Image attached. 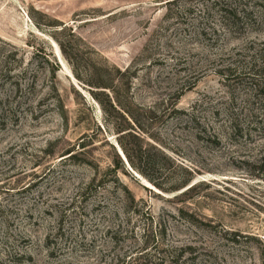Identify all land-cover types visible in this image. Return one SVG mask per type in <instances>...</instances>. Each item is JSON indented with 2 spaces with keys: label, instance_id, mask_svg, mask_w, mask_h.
<instances>
[{
  "label": "rangeland",
  "instance_id": "1",
  "mask_svg": "<svg viewBox=\"0 0 264 264\" xmlns=\"http://www.w3.org/2000/svg\"><path fill=\"white\" fill-rule=\"evenodd\" d=\"M171 1L0 0V264H264V0ZM128 129L195 190L117 183Z\"/></svg>",
  "mask_w": 264,
  "mask_h": 264
},
{
  "label": "trees",
  "instance_id": "2",
  "mask_svg": "<svg viewBox=\"0 0 264 264\" xmlns=\"http://www.w3.org/2000/svg\"><path fill=\"white\" fill-rule=\"evenodd\" d=\"M177 1L182 0H173L168 4L172 5ZM234 5L235 4H233L231 0H206L203 7H206V9H204L205 12H207L206 10H209V7L210 9H216L220 22L227 27L236 22H240L241 20L248 21L249 23L254 21L251 12L239 10ZM256 77L260 82L259 89L264 93V74H259V76ZM253 78H255V76ZM100 104L107 113L108 110L103 102H100ZM109 104L111 108H113V104L111 102H109ZM125 132L127 133L123 135L124 142L120 143V146L133 171L145 178L155 188L166 194L178 193L191 186L195 179L193 171L184 170L187 174L186 176L177 177V175H175L172 178L171 175L173 174L168 168L169 166L174 170V174L179 170H182L181 167L177 165L176 159L170 157L165 151L147 144L140 136L134 134L129 129ZM208 140L210 141L211 138L208 137ZM74 152L75 150H70V152L64 156H69L66 159H74ZM126 169H128V167L122 157L117 156L116 161L112 164L110 169V173L113 174L117 183H119L118 176L120 173L127 175ZM195 188L196 184L186 189L180 195H187L195 190ZM123 189L127 195L132 198L133 202H135L131 192L125 186H123ZM190 223L194 224L192 221Z\"/></svg>",
  "mask_w": 264,
  "mask_h": 264
},
{
  "label": "water",
  "instance_id": "3",
  "mask_svg": "<svg viewBox=\"0 0 264 264\" xmlns=\"http://www.w3.org/2000/svg\"><path fill=\"white\" fill-rule=\"evenodd\" d=\"M119 154L121 155L122 159L124 160L126 166L129 168V170H130V171H131V172H132V173H133L138 179H141V177L131 169V167L129 166V164H128V162H127V160H126V158H125V156H124V154H123V152H122L121 150H119ZM146 187H148V186H146ZM150 189L153 190V191H156L155 188H150Z\"/></svg>",
  "mask_w": 264,
  "mask_h": 264
},
{
  "label": "bare ground",
  "instance_id": "4",
  "mask_svg": "<svg viewBox=\"0 0 264 264\" xmlns=\"http://www.w3.org/2000/svg\"><path fill=\"white\" fill-rule=\"evenodd\" d=\"M63 62V61H62ZM120 150V149H119ZM147 185H148V183H147ZM148 186H150V184L148 185Z\"/></svg>",
  "mask_w": 264,
  "mask_h": 264
}]
</instances>
